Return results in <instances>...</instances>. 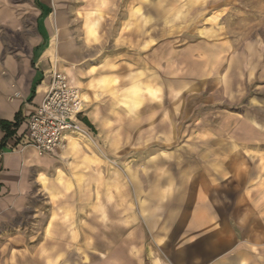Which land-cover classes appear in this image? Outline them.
I'll return each mask as SVG.
<instances>
[{
	"label": "crops",
	"instance_id": "1",
	"mask_svg": "<svg viewBox=\"0 0 264 264\" xmlns=\"http://www.w3.org/2000/svg\"><path fill=\"white\" fill-rule=\"evenodd\" d=\"M243 8L240 0H0V252L45 264H264V166L244 167L240 157L264 153V134L232 111L189 116L182 99L213 91V82L224 88L234 68L218 74L217 61L230 65L236 54L223 30ZM196 42L222 56L191 51ZM56 71L84 94L87 134L41 155L28 145V122ZM145 90L157 98L144 102ZM164 155L173 164L157 163ZM113 167H126L123 182L112 180ZM127 167L159 175L128 180Z\"/></svg>",
	"mask_w": 264,
	"mask_h": 264
},
{
	"label": "rangeland",
	"instance_id": "2",
	"mask_svg": "<svg viewBox=\"0 0 264 264\" xmlns=\"http://www.w3.org/2000/svg\"><path fill=\"white\" fill-rule=\"evenodd\" d=\"M12 2L18 7L19 5L25 4L26 0H12ZM240 5H242L245 11H241L239 13L238 21L234 22V26L232 28V23L229 21L227 26L223 30L224 37L228 36L229 39L234 40V51L236 54V58L233 61L224 60L217 61L219 62L218 74L223 70V72L231 71V63L234 70L229 72L230 75L225 79L224 88L216 87L213 82L212 89L213 91H209L206 94H201L197 92H188L182 99L186 100L187 107L186 113L188 111L189 116L199 112V111H207L211 110L213 107L214 111L220 117V114L224 112V115H231L229 112L236 113L234 116L239 117L241 121H247L246 119L251 118L256 121V127L259 129L261 133L264 134V0H240ZM250 6V9L248 8ZM187 31L189 29H186ZM185 31V28L182 29ZM181 30L179 32H182ZM207 34H211L208 32ZM212 48V50H209ZM215 45H210L207 43H195L192 46L191 51L199 53L200 55H205V52L212 51L217 52L214 55L222 56L220 53V49L217 51ZM164 53L161 54L165 56V53H168L167 44L164 45V49L162 50ZM190 51V50H189ZM238 51V52H236ZM226 53V52H225ZM224 56V55H223ZM161 65V64H160ZM196 65V64H195ZM193 65V68L196 66ZM203 65V63H202ZM160 67V66H159ZM192 68V66H191ZM197 69V68H196ZM192 71V70H191ZM195 71V70H194ZM161 72V68H160ZM191 73V72H190ZM196 72H192V75H187V78L191 80V83H194L193 78ZM232 73V75H231ZM223 75H226L225 73ZM215 79V78H214ZM145 84L150 83L148 79L145 78ZM160 78V83H161ZM211 85V84H210ZM216 88V89H215ZM82 92V91H81ZM83 94V92H82ZM143 101L147 102L149 99H156L157 92L145 90L143 93ZM160 101H165L168 99L167 92H159ZM197 94L203 95L200 96L199 100L197 99ZM154 95V97H153ZM84 97V94H83ZM201 102V103H200ZM200 103L202 106H198ZM166 106V105H165ZM197 107V108H196ZM217 107V108H216ZM188 109V110H187ZM199 109V110H198ZM183 111V110H182ZM232 117V115H231ZM231 119V118H230ZM219 121V118L216 122ZM225 123L231 125V120L228 118H224ZM235 123V122H234ZM241 126L244 127L243 124ZM260 148H264L262 145ZM248 155V153H247ZM165 157V158H163ZM157 160L159 164H173V161H170V157L163 156ZM241 164L244 167H247L249 162L251 164H262L264 166V153L261 154H251V156H246V154L241 155ZM122 170H119V167H113L112 180L119 181L122 180L121 175H125L126 167H121ZM125 170V171H124ZM128 177L127 179H142V180H151L157 179L159 172L156 170H152L149 168L143 170V175H139L136 171V167H127ZM167 167L164 169V172L161 174L163 177L168 174L165 172ZM122 171V172H121ZM123 185V184H122ZM121 186L115 188L113 190L117 191L116 195L119 197L121 194L123 196V192H121ZM120 191V192H119ZM115 194V193H114ZM130 194H128V197ZM120 202V201H118ZM116 206H120L121 203H118ZM15 254V256H14ZM28 254V253H27ZM40 253H31L33 256H38ZM83 254V253H81ZM19 255L21 260L24 262L23 264H45L42 263L40 258H36L35 262H31L27 260L28 256H24L23 253H11V252H0V264H12L10 261H14L13 264H16L15 261L19 259L16 257ZM87 255H91V253L85 252L83 259L87 262ZM96 257V258H95ZM95 259H92V263L98 262L99 255L95 254ZM71 258V257H70ZM69 258V260H70ZM89 260V259H88ZM71 261V260H70ZM70 261L68 264H70ZM65 263V262H64Z\"/></svg>",
	"mask_w": 264,
	"mask_h": 264
},
{
	"label": "built area",
	"instance_id": "3",
	"mask_svg": "<svg viewBox=\"0 0 264 264\" xmlns=\"http://www.w3.org/2000/svg\"><path fill=\"white\" fill-rule=\"evenodd\" d=\"M85 113L81 90L70 84L66 74H53L47 96L28 122V145L41 155H53L64 146L69 134H87L79 118Z\"/></svg>",
	"mask_w": 264,
	"mask_h": 264
}]
</instances>
